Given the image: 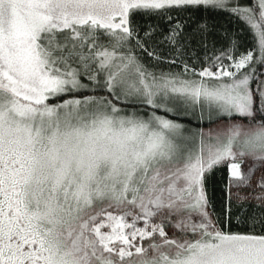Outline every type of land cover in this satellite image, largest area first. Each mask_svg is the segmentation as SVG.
<instances>
[{"label":"snow or ice","instance_id":"snow-or-ice-1","mask_svg":"<svg viewBox=\"0 0 264 264\" xmlns=\"http://www.w3.org/2000/svg\"><path fill=\"white\" fill-rule=\"evenodd\" d=\"M0 264H264V0H0Z\"/></svg>","mask_w":264,"mask_h":264}]
</instances>
